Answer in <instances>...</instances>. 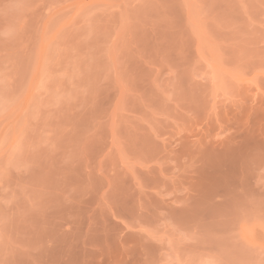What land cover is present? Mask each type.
Returning <instances> with one entry per match:
<instances>
[{"label":"rangeland","instance_id":"rangeland-1","mask_svg":"<svg viewBox=\"0 0 264 264\" xmlns=\"http://www.w3.org/2000/svg\"><path fill=\"white\" fill-rule=\"evenodd\" d=\"M0 264H264V0H0Z\"/></svg>","mask_w":264,"mask_h":264}]
</instances>
